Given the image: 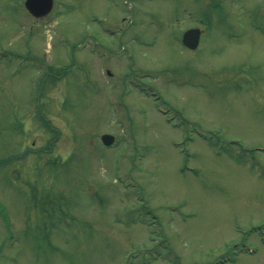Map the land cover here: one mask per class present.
I'll use <instances>...</instances> for the list:
<instances>
[{"label":"rangeland","instance_id":"374dc122","mask_svg":"<svg viewBox=\"0 0 264 264\" xmlns=\"http://www.w3.org/2000/svg\"><path fill=\"white\" fill-rule=\"evenodd\" d=\"M0 264H264V0H0Z\"/></svg>","mask_w":264,"mask_h":264},{"label":"water","instance_id":"95a60500","mask_svg":"<svg viewBox=\"0 0 264 264\" xmlns=\"http://www.w3.org/2000/svg\"><path fill=\"white\" fill-rule=\"evenodd\" d=\"M26 5L34 15L41 16L51 9L52 0H27ZM200 34L199 28H191L184 33L183 41L189 47L195 48L199 43ZM102 139L106 144H110L114 138L109 134H104Z\"/></svg>","mask_w":264,"mask_h":264}]
</instances>
